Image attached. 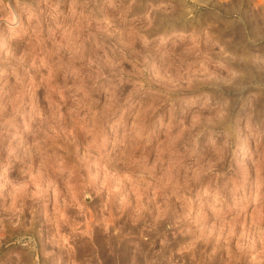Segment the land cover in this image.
Here are the masks:
<instances>
[{
	"label": "rangeland",
	"instance_id": "rangeland-1",
	"mask_svg": "<svg viewBox=\"0 0 264 264\" xmlns=\"http://www.w3.org/2000/svg\"><path fill=\"white\" fill-rule=\"evenodd\" d=\"M0 264H264V0H0Z\"/></svg>",
	"mask_w": 264,
	"mask_h": 264
},
{
	"label": "built area",
	"instance_id": "built-area-1",
	"mask_svg": "<svg viewBox=\"0 0 264 264\" xmlns=\"http://www.w3.org/2000/svg\"><path fill=\"white\" fill-rule=\"evenodd\" d=\"M2 243H3V239L2 237H0V246L2 245Z\"/></svg>",
	"mask_w": 264,
	"mask_h": 264
}]
</instances>
